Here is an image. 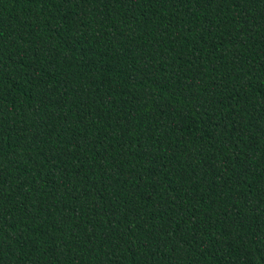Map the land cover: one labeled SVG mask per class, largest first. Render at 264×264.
Listing matches in <instances>:
<instances>
[{"label": "trees", "instance_id": "1", "mask_svg": "<svg viewBox=\"0 0 264 264\" xmlns=\"http://www.w3.org/2000/svg\"><path fill=\"white\" fill-rule=\"evenodd\" d=\"M0 264H264V0H0Z\"/></svg>", "mask_w": 264, "mask_h": 264}]
</instances>
